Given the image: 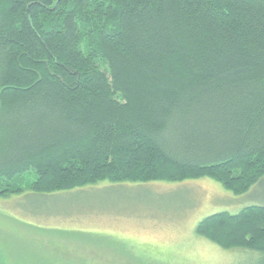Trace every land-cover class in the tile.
<instances>
[{"label": "trees", "instance_id": "16d2710c", "mask_svg": "<svg viewBox=\"0 0 264 264\" xmlns=\"http://www.w3.org/2000/svg\"><path fill=\"white\" fill-rule=\"evenodd\" d=\"M204 177L264 178V0H0V197ZM196 231L264 264V205Z\"/></svg>", "mask_w": 264, "mask_h": 264}, {"label": "rangeland", "instance_id": "374dc122", "mask_svg": "<svg viewBox=\"0 0 264 264\" xmlns=\"http://www.w3.org/2000/svg\"><path fill=\"white\" fill-rule=\"evenodd\" d=\"M249 205H264V178L243 195L205 177L26 190L0 197V264H260L196 231Z\"/></svg>", "mask_w": 264, "mask_h": 264}]
</instances>
